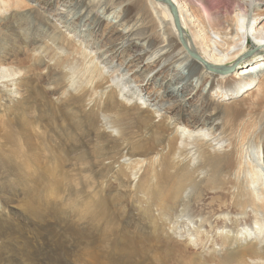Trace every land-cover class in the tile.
Masks as SVG:
<instances>
[{
	"label": "bare ground",
	"instance_id": "1",
	"mask_svg": "<svg viewBox=\"0 0 264 264\" xmlns=\"http://www.w3.org/2000/svg\"><path fill=\"white\" fill-rule=\"evenodd\" d=\"M157 1L0 0V134L17 142L0 143L17 177L0 222L24 210L58 226L66 205L78 247L99 234L98 264H264V1L226 2L224 17L172 0L186 46ZM127 2L124 31L98 16ZM23 41L32 61L54 56L32 67Z\"/></svg>",
	"mask_w": 264,
	"mask_h": 264
},
{
	"label": "rangeland",
	"instance_id": "2",
	"mask_svg": "<svg viewBox=\"0 0 264 264\" xmlns=\"http://www.w3.org/2000/svg\"><path fill=\"white\" fill-rule=\"evenodd\" d=\"M195 1L206 2V4L209 5V7H210V10H208V13H211V15H216L218 13V11L215 8L220 7V9H221L220 11L223 10L221 13H222V15L224 14V17H227L226 15H228L227 10L224 9L225 3L226 2H230V3L232 2V7H234L235 6L234 2H237V0H206V1L205 0L204 1L203 0H195ZM249 1H253V0H244V2H249ZM157 2H159V4L161 3V5H163V6H166L164 3H162V1H157ZM128 3L129 2L125 3L122 6H116L114 8H111L108 11L105 8H100L97 11L98 16L102 20L108 21V23H110V24L111 23L114 24L119 30L124 31V29L126 28V25H124L122 19H123L124 15L130 16L131 13H133L132 7L126 8V5ZM217 3H220L219 6H217L218 5ZM223 5H224V7H223ZM130 11H132V12H130ZM256 13H257V11H255L252 7V9L250 11L251 15H250L249 20H248L249 25L251 24L252 19ZM4 18L5 17H0V43H1L0 44V56L4 54V51L1 50L2 45L5 44V46H6L11 41L10 31L12 30V27L3 21ZM140 45H142V47L146 49L147 44L144 43V41L140 42ZM28 46H29V41L21 42L18 45L17 50L19 53L17 52V55H18L17 57H19L18 59H24L25 62L28 64H31L32 67L35 66V68H38L41 70L43 67L42 66L43 62L49 61L54 56L53 53H51V52L48 53V51H45V53H43V55H42L43 59L38 60V57H37V59H33L34 61H32L30 55L25 53ZM252 51H255V44H254L253 40L250 39V45L248 48V52L250 53ZM11 55L16 56V54H14V53H12ZM253 57H255V55L251 56V58H253ZM28 58H29V60H28ZM6 59L7 58H4L3 60H1L0 62H3V63H0V65L5 64ZM177 69L182 74L188 73L187 69L182 65H177ZM58 72H59V69H57V72H55V75H54V73H52V77L54 76L52 78V82L59 79ZM192 83L195 85L196 80H193ZM131 87L134 88V85H131ZM203 91L206 92L207 88L203 89ZM196 102L197 101H194L193 103L196 104ZM166 108H167V106H163L164 110ZM1 133H2V135L0 134V136H1L0 143L3 146L2 150H8L10 147L14 148L17 142H16V140L11 138L10 133L9 132H1ZM2 150H0V151H2ZM9 163H5L0 167V186L6 185L5 188L2 189V191H1L3 194V195L0 194L1 199H6L7 198V197H5L6 194L11 193L12 189L14 188V185L16 184V179H17L16 172L12 168H10V166L8 165ZM4 165H6V166L3 167ZM7 168H9V172L7 171ZM15 187H16V185H15ZM73 191L74 190H72V189H70L69 191L67 189V191L64 192V194H66V196H67V195H69V193L72 194ZM26 195H28L27 192H26ZM66 196H65V198H66ZM10 207H14V206H10ZM64 207L63 208L61 207V210H60L61 214L59 216L55 217V221L57 220L59 222L57 224L61 223L60 224L61 227H60V225H58V226L54 225V222H51V221L49 223L43 222L44 226L42 229L45 231H43L41 229L42 222H40L38 220V215L30 213L32 215V216H30L29 212L28 211L24 212V210L22 213H20L21 212L20 211L18 214H14L16 216V221L14 223L11 222L10 220H8L9 222H6L7 220L0 222V230L2 232L9 234V236L7 238L4 235H2V232L0 231L1 232L0 233V264H29V262L30 263L34 262L33 264H40V263H42V264H46V263L47 264H98L99 262H101V256L98 254V251H97V247H98L99 243H97L94 246H90V244L92 243L94 238H96V236H98L99 234H97L96 232H94L92 230L79 231V235H81V234L85 235L86 243H82V241L80 240L79 247H78L77 246L78 237L73 234V236L71 238V234L67 233V231H66L65 227H67L70 223V216H68L65 213L66 209ZM125 214H126V217H128V218L124 219L122 224L127 225L130 223L129 220L132 217H131V215L127 216V212ZM47 223H48V225H47ZM2 224H3V226H2ZM19 224H21V225H19ZM2 227L4 230L2 229ZM38 228L40 231L38 230ZM13 232L15 234H18V237L21 238L20 243L18 241H16L18 238H16V237L13 238V236L10 234ZM38 232H40V233H38ZM69 238H70V240H69ZM4 240H7V242L5 244L2 243V241H4ZM56 240H59L63 244L64 249L59 248V250H57V251L54 250V247H56V245H57ZM176 244H177V242H176ZM39 249L42 250V253H41L42 256H40ZM25 254L26 255L32 254L31 259L33 262L30 259H28V257ZM48 256H51V258H48Z\"/></svg>",
	"mask_w": 264,
	"mask_h": 264
},
{
	"label": "water",
	"instance_id": "3",
	"mask_svg": "<svg viewBox=\"0 0 264 264\" xmlns=\"http://www.w3.org/2000/svg\"><path fill=\"white\" fill-rule=\"evenodd\" d=\"M162 1L165 5H167L173 15V18H174V21H175V26H176V29L179 33V36H180V40L181 42L184 44V46H186L185 44V41H184V38H183V30L181 28V25H180V21H179V16H178V11L175 7V5L172 3V0H160ZM254 53V51H252ZM252 52H250V54H253ZM190 54L191 56H193L196 60L204 63L206 65V67L211 70V71H232L234 67H230V68H215L209 64H207L204 60H202V58L194 53V52H191L190 51Z\"/></svg>",
	"mask_w": 264,
	"mask_h": 264
}]
</instances>
